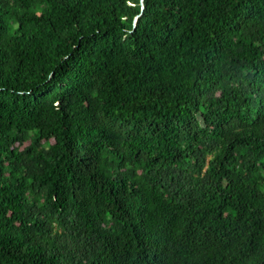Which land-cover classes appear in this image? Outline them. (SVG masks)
Here are the masks:
<instances>
[{
  "label": "trees",
  "instance_id": "trees-1",
  "mask_svg": "<svg viewBox=\"0 0 264 264\" xmlns=\"http://www.w3.org/2000/svg\"><path fill=\"white\" fill-rule=\"evenodd\" d=\"M0 264H264V0H0Z\"/></svg>",
  "mask_w": 264,
  "mask_h": 264
}]
</instances>
